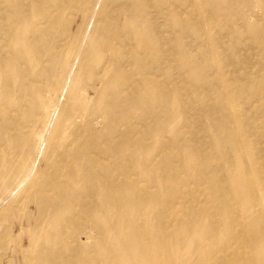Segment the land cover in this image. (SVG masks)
Listing matches in <instances>:
<instances>
[{"label":"bare ground","instance_id":"1","mask_svg":"<svg viewBox=\"0 0 264 264\" xmlns=\"http://www.w3.org/2000/svg\"><path fill=\"white\" fill-rule=\"evenodd\" d=\"M66 1L52 0L53 5L51 0H0V12H11L10 15L16 16L34 10L50 26L57 23L61 26L60 39L69 35L66 24H60L62 20L58 17L66 8L69 9L63 5ZM73 1L68 0V3ZM143 1L132 4L127 1L119 7L124 16L122 30L112 23L110 17L104 19L105 22L97 19L106 25L105 28L114 27L111 34L114 42L105 49H99L108 57L100 62L97 70L88 72V81L84 82L81 92H75L73 87L83 82L84 77L80 73L89 68L86 64L90 58L88 46L82 49L81 60L73 67L79 50L74 38L65 47V54L56 58L49 57V53H57L59 44L44 47V58H39L36 46L29 44L28 49L36 55L32 59L23 57L22 48L16 49L20 43L16 34L7 35L2 42V50L10 53L12 49V52L10 58L0 57V127L7 129L8 144L13 145L12 150H20V155L13 157L12 153L10 168L3 179L9 175L10 186L17 188L28 178L34 165L44 163V168L29 178V181L33 180V190L22 195L25 202L35 204L38 217L47 208L51 211L47 210L46 216L68 226L57 234L62 243H67L62 249L70 251L74 264H172L170 253L174 250L169 247L168 231L169 227L177 225H181L184 232H213L212 238H201L199 242L205 257L192 264H264V132L258 134L259 140L263 141L254 143L249 137L258 131L246 128L251 117L260 115L264 122V93L259 96L263 107L253 116L251 109L243 111L242 118L226 93L215 101L223 120L213 122V126L242 158L233 157L227 151L222 152V156L226 157L228 153L225 162L235 174L246 177L234 180L228 176L226 184L217 181L211 188L216 192L213 196L218 203L210 208L205 204L195 208L197 205L193 202L197 200L186 188L183 189V185L200 186L209 182L205 177L204 160H213L209 150L216 151L217 143L207 141L208 149L193 138L179 144V136H171L178 118L187 117L188 107L184 105L188 100L182 99L183 90L177 84L180 76L170 77V62L181 57V66L193 76L186 61V51L179 43V37L173 36L172 28L178 24L183 31L197 23L210 42L211 31L207 24L212 17L209 20L201 8L207 4L204 0L153 1L152 7L159 13L155 16L172 17L167 26L168 38L164 40L150 22L147 1ZM82 3L85 16L99 5L98 17L103 19L100 14L107 8L105 2L82 0L78 5ZM45 5L55 7L58 15L49 16L51 12L45 9ZM186 7L197 9L198 21L191 18L195 15L194 9L184 14L185 20L178 17ZM113 12H117L119 17L118 11ZM7 16L3 18L5 24L17 22L12 15ZM141 19L143 21L138 26ZM134 28L142 30L134 32ZM30 31L26 43L30 39H41L44 34L36 32L34 26ZM121 33L134 41H124ZM144 33L151 34L153 44L146 41ZM208 51L213 53L214 49L209 47ZM72 56L75 59L72 60ZM41 61L45 64L40 66ZM209 61L213 63L214 70H223L216 56L212 55ZM231 65L236 67L238 62L232 60ZM111 66L115 68V74L104 82ZM10 67L16 72L12 73ZM127 67L135 72L126 74ZM261 70L257 75H260L259 84L264 87ZM207 71L208 67L200 73L206 74ZM18 80L15 90L13 86ZM205 83L208 90L215 87L212 86L214 83ZM99 84L100 88L97 87ZM116 84L118 87L110 90ZM17 92L21 99L19 102L15 99ZM87 93L91 95L90 99L86 98ZM174 93L177 103L169 98ZM26 102L29 104L26 122L32 126L29 130L9 134L8 130L13 131L14 122L7 120L8 115L12 111L18 113ZM68 102L72 103L70 110H67ZM90 103L94 107L90 108ZM154 104L159 111L153 108ZM173 104L179 113L171 112ZM138 105L143 110L134 116L137 122L133 123L130 108ZM57 107L58 115L53 118L52 113ZM61 114L70 120L73 117V120H68L69 131L57 119ZM120 127L124 128L123 131ZM146 134H150L148 139L143 137ZM61 135L63 139L68 137L70 140L63 144L55 143L54 139ZM1 166L6 171L3 160L0 161ZM220 167L219 161L215 162L212 166L214 173L219 172ZM173 183L177 186H171ZM163 188L167 189L166 193L161 192ZM235 200L242 202L244 209L233 213L231 205ZM183 204L188 206L187 214L179 209ZM253 206L256 208L252 212ZM255 213L257 216L252 220ZM201 216L206 220L201 221ZM216 216L222 220L215 221ZM191 217L195 221L189 223ZM217 235L224 236L225 240L217 242Z\"/></svg>","mask_w":264,"mask_h":264},{"label":"rangeland","instance_id":"2","mask_svg":"<svg viewBox=\"0 0 264 264\" xmlns=\"http://www.w3.org/2000/svg\"><path fill=\"white\" fill-rule=\"evenodd\" d=\"M37 1L42 2V0ZM127 1L132 4L139 0H99V3L105 2L107 6V8L104 9L105 11L103 14H100L103 19H99L98 17L99 5H95L91 12L85 16L82 13V10L85 7L84 3L78 5L82 0H75L69 3L67 0L63 5L69 9L66 8V11L59 15L54 10L55 7L45 5V9L51 12V14H48L49 16L54 17V15H58L62 20L60 24H66L67 33L69 35L66 36V38L62 37L64 38L62 41H60L62 38L59 39L61 26H59L58 23L56 26H50L47 21H43L36 12H33L34 10H28L25 13L16 16L11 14L12 18L17 22L12 23L11 21L6 22V24L4 23L3 18H5L7 14V17L11 16V12H7L6 14L0 12V57H11L10 53L12 52V49H10V53L2 50V42H4L9 33L16 34L19 37L20 43L16 45V49L22 48L24 54L23 57L32 59H35L36 55L33 50L31 51L28 49L29 44L36 46L39 52V58H44L45 48H50L59 44L57 53H53L52 51L49 53V57L52 56V58H56V56L59 57L60 54H65V47H67L74 38V43L76 47L79 46V50L76 64L74 62L73 67H76L80 62L81 58L79 55L84 47L88 46L90 51V58L86 61L89 68L82 70V73H80L82 74V78L84 77L83 82L78 83L73 87L75 92H81L84 88V82L88 81V72L97 70L100 62L108 57V54L99 51V49H105L108 46L113 45L114 42L111 37L112 29L114 27L112 25H107L108 28H105L106 25L103 22L97 21V19L104 21V19L110 17L112 23H115L118 29L123 27L124 16L119 12V7L124 5ZM146 1L149 15L151 14L154 16L153 18L150 15V22L156 26L160 36L164 40L167 39V26H169L172 21V17L166 15H161L160 17L155 16V14H159L152 7V2L156 0ZM187 1L191 2V0ZM204 1H206L207 4H204L201 8H203L209 20L211 19L210 17H212L209 24H207L208 29L211 31L210 42H207L205 35L197 23H193L192 26L184 28L183 31L179 29L178 24H175L172 28L173 36L179 37V43L186 51V61L191 66L193 76L182 67L183 65L181 66V57L180 59L176 57V60L171 61L169 64L171 66L170 77L172 75L180 76L177 84L183 90L182 99L185 100L186 98L188 100V104L184 105L185 107H188L187 117L180 116V118H178V122L173 128L171 136L178 135L179 144H181L182 141L191 138L198 140L199 144L203 146H208V142L217 143H214L217 145L216 151H212L208 146V149H210L209 151L213 154V160L207 158L204 160L205 177L209 182L207 184L202 183L200 186L183 185V189L186 188V190L197 200L193 202L197 205L195 208H199L203 206V204L210 208L209 206L218 203L213 196L216 192L211 188V186H216L217 181L226 184L228 183V176H232L234 180H236V178L246 177V175L235 174L230 165L225 162V159L229 154H231V156L233 155V157L238 156L239 158H242V155L235 152L234 149H232V146L226 141V138L222 139L213 126V122L223 120L215 101H217L221 94L225 96L226 93V97L230 99L232 103L231 105L234 106L235 111H238L239 117L242 118V116H244L243 111L249 112L251 109L253 116L255 112L263 107L259 100V96L264 93V87L259 84L260 75H257L258 70L261 68V73L264 74V0ZM55 2H57V0H55ZM157 2H161V0H157ZM51 4L54 5L52 0ZM41 5L43 4L41 3ZM193 9L195 15L191 18H194V22L198 21V13L195 7L184 8L179 12L178 17L181 20H185L184 14ZM114 10L118 11L119 17L116 15L117 12H113ZM29 19H31L30 22L28 21ZM142 21L143 19H141L137 25L140 26ZM32 26H34L36 32L41 31L44 32V34L41 39H30V41L26 43V38L31 35L30 30L32 29ZM134 29V32L142 30ZM120 30H122V28ZM76 33L77 35H75ZM74 36H77V38ZM144 38L149 44H153V37L150 33H144ZM121 39H124V41L129 43L134 41L131 38H126L123 33H121ZM209 47L214 49L213 53H209ZM212 55L216 56L223 65L222 71L214 70V67L212 66L213 63L209 61ZM71 59L73 60L75 58L72 56ZM232 60L238 62L236 67L231 65ZM43 64H45V62L41 61L40 66ZM204 66L208 67L206 74L200 73L207 69V67L204 68ZM10 71L12 73L16 72L15 69L11 67ZM253 71L256 72L254 75H252ZM134 72L135 71H133L132 68H126V74L130 75ZM113 74H115V68L111 66L109 72L104 78V82L110 80ZM136 78H138V75ZM18 83L19 80L13 86L15 90H17L16 85ZM204 83L205 85H207V83H214L212 86L215 87L208 90L206 86H204ZM116 86L118 87V84L112 85L110 90L115 89ZM97 87L100 88L101 85L99 84ZM174 95L175 93L171 94L169 97L170 101L172 100L175 102L176 100L177 103V96ZM85 96L90 99L91 95L87 93ZM250 97H252L253 100ZM249 98L251 100L250 102ZM15 99L17 102L21 100L19 92L15 94ZM68 104L69 107L67 110L72 109V103L68 102ZM89 106L90 108L94 107L92 103H90ZM156 107L157 104H154L153 108ZM58 109L59 107L53 111V118L58 115ZM28 110L29 104L26 102L18 113L12 111L11 114L8 115L9 118L7 120H12V123L14 122L13 131L8 130L9 134L29 130L32 123L26 122ZM142 110L143 108L138 105L131 107L130 113L134 117L138 113H142ZM155 110L159 111L160 109L156 108ZM171 112H178L176 104L172 105ZM57 119L64 125V129L67 128V131H69L70 123L68 120L70 119L63 114ZM71 120H73V117ZM132 122H137L135 117ZM246 128H253L258 131L253 136L251 135L252 137H249L251 142L255 143L263 141L258 138V134L264 132V122L260 115L258 117H251ZM119 129L120 131H123L124 128L121 129L120 127ZM6 130L5 128L0 127V161L3 160L4 167H6V171L2 169V166L0 167V264H74L70 257V251L68 249H62L67 243H62L61 237L57 234L62 229L68 228V226H64L62 222H59L55 218L46 216L45 212L48 210L47 208H44V211L38 217L36 214L38 209L35 204L32 202H25L22 195L28 190H33V180L29 181V178L32 175L33 177L36 176V173L40 171V168H44V163L39 162L37 166L34 165L29 172L28 178L24 180L22 186H16L17 188H12V185L10 186L9 175L5 176V180L3 179V176L7 173V169L10 168L12 153L13 157L14 155H20V150H12L13 145L10 143L8 144V137L5 134ZM143 137L148 139L150 134L143 135ZM69 140L70 138L68 137H64L63 139L61 135L59 139L55 138L54 142L57 144H63ZM131 145L132 142H130V146ZM224 146H226L227 149ZM255 150L257 152V149L254 147V151ZM201 151L203 152V150ZM224 151L229 153L225 154L226 157L222 156V152ZM183 154L186 155L184 151ZM19 161H21L20 158ZM217 161L220 163L221 170L214 173L212 166ZM191 174L194 175V172H191ZM161 177L164 176L162 175ZM158 179L160 180L159 177ZM161 186L165 185L161 184ZM171 186H177V184L173 183ZM151 190H153V188ZM166 191L167 189L165 190L164 188L161 190L162 193H166ZM220 200L222 199L220 198ZM250 203L252 202H249V204ZM248 205L246 204L247 207ZM187 207V205L183 204L179 206V209L182 210L184 214H187ZM255 208L256 207L253 206L252 212ZM242 209H244V204L237 200L231 205L233 213ZM48 211L51 210L49 209ZM256 213H258V211ZM256 213L253 214L251 218L252 220L256 218ZM154 215L156 214L154 213ZM214 219L215 221L222 220L220 216H216ZM200 220L204 221L206 220V217L201 216ZM194 221L195 218L191 217L189 223ZM168 237L170 239L169 247L174 250L170 253L172 264H192L205 257V252L199 248V242H201V238H212L213 232H202L201 234L199 230L194 232H184L182 226L177 225L173 228L169 227ZM215 240L217 242L224 241L225 237L217 235Z\"/></svg>","mask_w":264,"mask_h":264}]
</instances>
